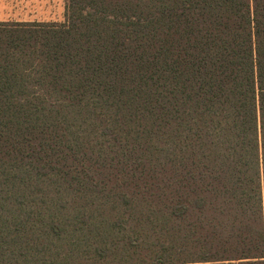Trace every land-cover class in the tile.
Wrapping results in <instances>:
<instances>
[{"label":"trees","instance_id":"16d2710c","mask_svg":"<svg viewBox=\"0 0 264 264\" xmlns=\"http://www.w3.org/2000/svg\"><path fill=\"white\" fill-rule=\"evenodd\" d=\"M154 197L231 253L196 261L264 264V0L0 20V264H29L77 201Z\"/></svg>","mask_w":264,"mask_h":264},{"label":"rangeland","instance_id":"374dc122","mask_svg":"<svg viewBox=\"0 0 264 264\" xmlns=\"http://www.w3.org/2000/svg\"><path fill=\"white\" fill-rule=\"evenodd\" d=\"M65 3L66 0H0V20L62 21ZM167 203L157 197L131 202L120 198L77 201L65 211L61 236L51 233L41 253L34 247L27 251L29 264H185L231 254L216 250L207 253L209 244L203 240L210 232L195 227L199 219L191 217L198 216L185 220L174 217ZM206 219L212 218L204 216ZM236 233H232L230 225L223 232L224 238L231 241L237 239ZM214 238L213 249H222Z\"/></svg>","mask_w":264,"mask_h":264},{"label":"crops","instance_id":"0c3cea01","mask_svg":"<svg viewBox=\"0 0 264 264\" xmlns=\"http://www.w3.org/2000/svg\"><path fill=\"white\" fill-rule=\"evenodd\" d=\"M191 262L192 263L187 262L185 264H220V263H214V262H211V261H205V262L191 261ZM157 264H166V263H157ZM169 264H172V263H169Z\"/></svg>","mask_w":264,"mask_h":264}]
</instances>
